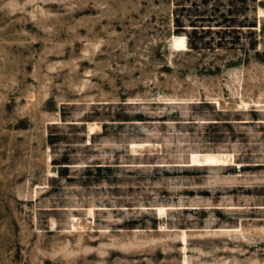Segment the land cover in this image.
<instances>
[{"label":"rangeland","instance_id":"1","mask_svg":"<svg viewBox=\"0 0 264 264\" xmlns=\"http://www.w3.org/2000/svg\"><path fill=\"white\" fill-rule=\"evenodd\" d=\"M0 264H264V0H0Z\"/></svg>","mask_w":264,"mask_h":264}]
</instances>
